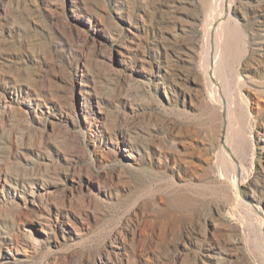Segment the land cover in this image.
<instances>
[{"label":"rangeland","instance_id":"obj_1","mask_svg":"<svg viewBox=\"0 0 264 264\" xmlns=\"http://www.w3.org/2000/svg\"><path fill=\"white\" fill-rule=\"evenodd\" d=\"M0 264H264V0H0Z\"/></svg>","mask_w":264,"mask_h":264},{"label":"bare ground","instance_id":"obj_2","mask_svg":"<svg viewBox=\"0 0 264 264\" xmlns=\"http://www.w3.org/2000/svg\"><path fill=\"white\" fill-rule=\"evenodd\" d=\"M219 39H217V41H218ZM218 44V43H217ZM224 44V43H223ZM222 41L220 42V40H219V45L217 46L218 47V50H217V56H216V63H215V68H216V70H225V63L223 62V52L220 50L221 48H222ZM224 48H226V47H224ZM224 52H225V50H224ZM225 54V53H224Z\"/></svg>","mask_w":264,"mask_h":264}]
</instances>
